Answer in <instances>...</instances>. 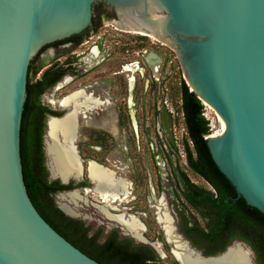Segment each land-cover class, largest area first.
Masks as SVG:
<instances>
[{
	"label": "water",
	"instance_id": "water-1",
	"mask_svg": "<svg viewBox=\"0 0 264 264\" xmlns=\"http://www.w3.org/2000/svg\"><path fill=\"white\" fill-rule=\"evenodd\" d=\"M97 1L114 8L118 28L137 26L174 51L189 90L220 115L221 127L205 137L214 163L237 195L264 214V0H0V264H101L40 215L27 194L19 155L30 60L43 46L85 29ZM144 58L152 67L160 60L153 51ZM132 126L136 132L133 112ZM74 139L65 144L83 161ZM44 155L49 178L80 182L81 173L52 175L45 149ZM75 189L81 187L57 194ZM123 234L164 255L144 235L139 241ZM234 242L248 247L257 264L243 240L209 255L192 247L194 254L212 258Z\"/></svg>",
	"mask_w": 264,
	"mask_h": 264
},
{
	"label": "trees",
	"instance_id": "trees-1",
	"mask_svg": "<svg viewBox=\"0 0 264 264\" xmlns=\"http://www.w3.org/2000/svg\"><path fill=\"white\" fill-rule=\"evenodd\" d=\"M139 46H143L139 43ZM40 51L30 60L26 79V99L21 115L19 130V155L23 181L28 196L40 215L63 237L82 252L101 264H160V256L149 246L142 243L134 244L131 237H121L116 229L106 232L102 241L99 240L103 228L98 227L90 233V226L80 219L73 218L61 211L49 192L67 190L75 185L86 186L88 180H81L77 184L61 183L58 179L47 182L48 171L43 164V156L28 149L29 128H27V109L39 93L44 92L58 80V77L47 78L51 69H45L39 78H35L39 66H35ZM38 87L36 94L34 89ZM181 111L187 132L184 141L185 162L188 170L201 177L208 185L197 184L191 181L186 171L179 167L164 151L162 140H158L156 151L151 150L153 162L155 156L168 160L169 176L174 183V195L177 199L176 211L179 217V230L198 247L203 254L209 255L223 251L228 242L236 237L251 246L255 252L257 264H264V214L255 207L246 203L238 196L229 180L220 172L214 163L206 143V135L210 133L208 119L203 115L204 104L193 91L189 90L182 79L179 84ZM152 114L156 116L155 105H152ZM166 114V120L170 116ZM143 127V125H141ZM150 125L145 124L147 140H152L149 132ZM87 139L98 141V147L90 145L95 152L105 148V137L91 136ZM131 139H135L132 137ZM173 146V139H170ZM151 143V141H149ZM82 155V154H81ZM85 160L93 159L83 156ZM164 157V158H163ZM103 162L104 161H99ZM175 163V164H174ZM155 182L161 187L160 167L155 165ZM146 174V173H145ZM147 177V176H146ZM184 183V184H183ZM178 206V207H177ZM180 206V207H179ZM180 208V209H179ZM163 236L162 230L159 232ZM160 236H158L160 238ZM167 244V243H166ZM168 245V244H167ZM167 247V246H166ZM177 264H180L175 260Z\"/></svg>",
	"mask_w": 264,
	"mask_h": 264
},
{
	"label": "flooded vegetation",
	"instance_id": "flooded-vegetation-1",
	"mask_svg": "<svg viewBox=\"0 0 264 264\" xmlns=\"http://www.w3.org/2000/svg\"><path fill=\"white\" fill-rule=\"evenodd\" d=\"M118 20L119 18L114 8L104 1H97L93 4L91 20L85 29L43 46L35 61V66L40 67L35 78H39L48 67L51 71L47 78L58 77V80L49 87H54L57 90L65 85L66 94L64 96L82 92L83 95H89L98 101V104L93 105L92 108L86 109L80 106L75 112L74 121L77 130L75 144L78 152L77 140L87 139L93 135L110 140L120 136L126 139L132 137L137 139L139 132H135L132 126V112L138 129V123L141 124L143 122L142 118H140L142 114L145 115L144 118L146 119L148 114L152 117V92L155 91V95H159L158 90H154V85L151 82L154 75L159 71V67L164 65L163 55L152 47L136 50V35H129L135 33L118 28L116 26ZM105 26H111L116 30L110 34L112 38H109V34L105 33L109 29H105V32H100V29ZM149 37L139 35L141 40H147ZM154 39L151 41L148 39L147 41H150V43H162L156 38ZM150 51L155 52L160 57L154 67L150 66L144 58ZM48 56L52 57L50 62L45 64ZM137 56H140L141 60H138ZM64 81L65 83L61 85ZM38 89V87L34 89L36 94ZM42 94L43 92L39 93L36 98L33 95V99L27 109V119L29 120L27 124V128H29L27 146L32 152L34 151L43 156V164L45 165L44 135L47 131V120L50 115L61 116L70 112L73 109V104L66 108L61 107L59 102H57V106L50 105L49 101H45L42 98ZM160 98L163 99V96ZM138 102L141 104L140 112L137 110ZM154 105L157 111L155 117L156 119L160 118V128L163 129L164 123L167 121L164 107L162 105V108H159L156 103ZM94 115L98 116L97 122L93 121ZM140 134L148 138L147 130L142 126ZM155 134L157 138H162L158 130ZM98 148L100 149V147ZM156 157L159 156L157 155ZM82 159L85 169L87 160ZM162 161L164 162V159ZM46 180L50 182L53 179L49 178L48 174ZM79 187L85 188L83 185H79ZM60 191L62 190L49 192V195L54 199ZM54 202L57 205L55 199ZM177 202L176 199L175 209ZM176 228H179V222ZM177 232L179 233L178 230ZM179 236L185 240L180 233ZM235 239L241 240L234 237L228 244Z\"/></svg>",
	"mask_w": 264,
	"mask_h": 264
},
{
	"label": "rangeland",
	"instance_id": "rangeland-1",
	"mask_svg": "<svg viewBox=\"0 0 264 264\" xmlns=\"http://www.w3.org/2000/svg\"><path fill=\"white\" fill-rule=\"evenodd\" d=\"M105 29H109V31H106ZM114 31L116 30L111 26H105L100 29L101 33L105 32L107 35L109 34V38H112L110 34H112ZM129 35H136V50L152 47L164 57L163 67L160 66V72L158 71L152 78L151 84L154 85V90H158L159 95L156 96V92H152L151 104L154 105V103H156L158 104L159 108H162L163 105L164 114L168 113L170 115L168 116L169 119L165 121L164 127L162 129L160 128L161 120L159 117L156 119L153 114L152 117L148 114V118L146 119L144 118V114H140L142 116L140 118H142L143 122L141 121V124L138 123L137 131L139 132V137L137 139H126L123 136H120L116 139L106 140L105 148L102 146V149L98 152H95L91 147H89L90 145H94L95 149L98 148V141L94 139H79L77 140V145L80 155L82 154L83 156H91L95 159H98L99 161H104V163L101 162V164L115 170L117 175H120L129 181V197H127L124 201L117 200L115 203H113L117 205L119 208L118 210H109L115 213L124 211L127 214H133L134 216L138 217V219L145 225V230L143 232L144 236L149 241H158L161 243L160 246L164 251L165 256H161L159 258V263L177 264L175 262L176 258L171 253L172 245L166 242L164 234L163 236L159 235V232L162 230V228L156 219L157 211H167L170 217L173 218L175 226L178 227L179 217L175 209L176 198L174 195V183L168 174L170 165L168 160H166L164 157V162L160 157H156L158 160L157 165L161 168V187L159 189L157 188L155 182L156 163L153 162L151 150L156 151L158 147V140L155 138L154 134L157 130L162 135L161 140L165 153H170L172 160L175 161L179 167L186 171L189 179L197 184H202L207 187L208 185L201 177L194 174L186 167L184 141L187 140L189 145H191V143L187 137V132L183 122V114L180 106L181 100L178 88L180 81L182 79L184 80V75L174 51L164 43H150V41L154 38H150L146 34L135 33ZM139 35H146L149 37L148 39H150V41H147L148 39L141 40ZM139 43H142L143 46H139ZM51 57L52 56L47 57L45 64L50 62ZM137 59L141 60V57L137 56ZM65 94V85L57 90L54 87H48L44 90L42 98L45 101H49L51 99L52 102L49 101L48 103L50 105L57 106V102H59ZM161 96H163V99L160 98ZM203 104V115L208 119L210 130L220 128L221 123L219 115L210 105H207L206 103ZM140 105L141 104L138 102L137 110L139 112ZM94 116L95 117L93 121L97 122L98 116ZM145 124L150 125L149 132L152 136V140H147V138L140 134L141 125L144 127ZM170 139H173V146L170 145ZM149 141H151V143H149ZM150 146H152V148H150ZM81 180L89 181L85 188L79 189L80 193L87 198V202L81 200L78 202V206L76 207L80 214L78 216H74V218L80 219L86 225H89L91 227L90 233H92L96 228L102 227L103 233L99 238L100 241L103 240V235H105L110 229H116L120 236L124 237L125 235L119 226L105 218L95 207L94 204H102L103 202L97 197L95 191L92 189L93 183L88 179L86 169L83 171ZM77 187L79 186L75 185L74 188ZM161 198L163 199L162 205L159 202ZM54 199L57 201L56 196ZM177 230L180 232L179 228ZM158 236H160V238Z\"/></svg>",
	"mask_w": 264,
	"mask_h": 264
},
{
	"label": "bare ground",
	"instance_id": "bare-ground-1",
	"mask_svg": "<svg viewBox=\"0 0 264 264\" xmlns=\"http://www.w3.org/2000/svg\"><path fill=\"white\" fill-rule=\"evenodd\" d=\"M125 23L128 26L131 25L127 20ZM128 28H135L129 29L134 33H142L155 38L153 35L145 33L137 26H130ZM64 83L65 81L61 85ZM49 101L52 102L51 99ZM59 102L60 106L63 108L73 104V109L64 114L62 118L50 117L47 120V131L45 135L47 166L52 175H59L62 178H65L68 175L71 177L78 176L80 178V173L83 175L84 171L83 161H81L78 157L77 158L79 160H76L70 151V147H67L65 143H69V141L75 138L74 115L77 108H80L81 106L89 109L92 108L93 105H97L98 101L97 99L91 98L89 95H83L82 92H77L72 95L62 97ZM58 138L59 140L62 139L61 143L58 142ZM75 140L76 138L73 143ZM85 169L87 171L88 179L93 183L92 189L95 191L97 197L103 202L102 204L93 203L95 207L105 218L117 224L123 233L131 235L139 241H145L142 236L144 235L143 232L145 230V225L138 219V217L133 214H127L124 211L115 213L109 210H118L119 208L117 205L113 203L117 200L124 201L127 197H129V181H127L126 178L117 175L115 170L104 166L93 159H90L87 167L85 166ZM56 197L58 205L64 211L73 216H78L80 214L76 207L78 206V202L80 200L87 202V198L80 193L79 189L59 193ZM159 202L162 205L163 199L161 198ZM156 214L162 231L165 233L167 243L172 245L171 253L174 254V257L180 264H253L251 251L248 247L239 242L232 243L225 253L212 258H203L194 254L195 248L190 245L189 241L185 237L184 240L181 236H179L180 232H177L174 220L170 217L169 213L167 211L159 210ZM153 245L156 249L161 248V243L158 241H155ZM163 256H165V253Z\"/></svg>",
	"mask_w": 264,
	"mask_h": 264
}]
</instances>
